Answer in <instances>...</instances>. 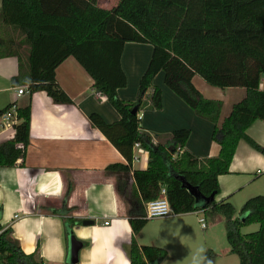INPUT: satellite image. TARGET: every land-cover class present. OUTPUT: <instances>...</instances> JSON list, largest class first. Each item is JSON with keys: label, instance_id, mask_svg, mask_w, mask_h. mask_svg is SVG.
Segmentation results:
<instances>
[{"label": "trees", "instance_id": "1", "mask_svg": "<svg viewBox=\"0 0 264 264\" xmlns=\"http://www.w3.org/2000/svg\"><path fill=\"white\" fill-rule=\"evenodd\" d=\"M127 42L151 48L132 101L120 100L116 94L126 85L119 59ZM68 56L90 77L92 92L104 96L119 116L111 123L97 113H90L88 119L125 161L108 164L103 171L114 175L115 191L126 208L132 234L126 250L129 264H159L166 256L160 247L135 241L147 221L143 204L155 199L161 186L173 215L203 210L224 218L225 240L237 264H264L263 197L247 198L237 215L227 200H214L217 176L228 172L239 140L264 154V148L245 133L252 122L264 118V89L260 88L264 0H117L111 9L90 0H0V58L16 59L12 86L25 85L28 94L43 91L54 103H72L54 77L55 67ZM159 71L165 87L213 125L210 138L218 145L216 156L197 158L186 151L187 129L154 136L141 130L139 112L161 109V90L152 84ZM194 75L220 89L245 88L219 125L221 101L204 98L192 85ZM14 117L12 136L0 143L2 167L17 160L22 164L28 143V101L15 107ZM135 143L147 152L143 170L130 168ZM186 185L202 196L212 194L213 199L204 207L194 206ZM69 191L68 184L65 197ZM250 224L257 225L255 231L240 232ZM211 256L208 250L203 264H210ZM0 264L41 261L23 253L11 229L0 225Z\"/></svg>", "mask_w": 264, "mask_h": 264}, {"label": "crops", "instance_id": "2", "mask_svg": "<svg viewBox=\"0 0 264 264\" xmlns=\"http://www.w3.org/2000/svg\"><path fill=\"white\" fill-rule=\"evenodd\" d=\"M143 52L150 57L148 44L127 42L123 45L119 62L126 85L116 90L120 100L132 101L136 96L138 78L148 63L141 57ZM15 74L16 59L0 58V111L8 105L22 107L29 102L28 143L22 164L17 160L12 166H0V225L9 227L21 251L33 254L41 264H70L66 262L65 225L81 243L74 264H129L126 250L132 234L126 208L115 191L114 175L103 171L108 164L125 161L88 119L90 113H97L104 122L111 123L118 120L117 112L104 96L92 92V80L71 56L55 67L54 77L72 103H54L43 91L17 96L16 87L11 84ZM159 76L160 72L156 73L153 83L161 90V109L151 113L143 111L141 130L154 136L150 132L154 122L166 114L170 120L164 134L187 129L186 151L197 158L216 156L218 145L210 138L213 125L197 117L160 83ZM191 82L204 98L221 101L218 125L245 94L243 87L220 89L196 75ZM260 88L264 89V85L260 84ZM245 133L264 148V118L252 122ZM11 136L12 128L3 129L0 143ZM132 155L130 168L145 169L147 152L132 148ZM217 183L214 200H227L233 208V204L243 203L254 195H261L264 200V154L239 140L228 172L218 175ZM68 184L70 191L65 197ZM83 220L92 223L83 225ZM104 222L108 223L103 225ZM197 224L200 230L209 227L206 223L204 228L198 221ZM144 227L135 241L138 245L164 249L166 256L159 264H201L208 250H216V241L208 239V234L201 242L193 240L181 218L149 230L148 238ZM217 252L230 253L229 247Z\"/></svg>", "mask_w": 264, "mask_h": 264}, {"label": "rangeland", "instance_id": "3", "mask_svg": "<svg viewBox=\"0 0 264 264\" xmlns=\"http://www.w3.org/2000/svg\"><path fill=\"white\" fill-rule=\"evenodd\" d=\"M90 1L94 2L96 5H98L100 7H103L106 9H111L117 0H90ZM141 57H143V61H148V59H149V56L146 57V53L144 54V52L141 53ZM159 72H160V76H159L160 83H162V85H164L162 82L163 73L161 71H159ZM155 76H156V74L154 75V77ZM154 77H153V79H154ZM153 79H152V84L155 85L153 83ZM155 86L160 88L157 85H155ZM153 111L156 112V110H150V109L144 110V112H148V113H151ZM144 112L143 111L139 112L140 115L138 116L140 118L139 124L141 126L143 125L141 116ZM169 120H170V118L166 114L163 115V117H161L159 120L154 122L153 128H151L150 132L153 135H163L164 133H166L167 127L169 126L168 125ZM241 203L239 204V202H238L237 204H233L236 215L238 213L239 207L241 206ZM179 218H181V220L184 222V224L189 227V236L193 240H195L197 242H201L204 235L208 234V239H212V241H216V250L217 251L220 250V248L228 249V244H227V242L225 240V236H224V223H223L224 218L221 215L216 214V213H211L210 211L198 210V211H194L192 213H186L182 217H178V218H176L175 215H173V216H169V217L167 216V217L148 219L146 221V223L144 224L145 225V227H144L145 236L148 238L149 230L164 226L165 224H168L170 221L177 220ZM198 218H203L205 223L209 226L206 230H200V228L197 224ZM256 228H257L256 224H250V225L243 226L242 228H240V232L241 233H248V232L255 231ZM209 237H211V238H209ZM142 238H144V234H143ZM216 250H214V251L210 250V252H212V256L210 257V259H211L210 264H212V263L213 264H237V257L234 254L228 253L227 255H220V254H218V252ZM216 255L219 257H217ZM203 259H204V256L202 257L201 264H203ZM163 264H166V263H163Z\"/></svg>", "mask_w": 264, "mask_h": 264}, {"label": "built area", "instance_id": "4", "mask_svg": "<svg viewBox=\"0 0 264 264\" xmlns=\"http://www.w3.org/2000/svg\"><path fill=\"white\" fill-rule=\"evenodd\" d=\"M260 84L264 85V77L260 79ZM24 93L28 94L27 86L23 85V86L16 87L15 94L17 96L24 94ZM14 112H15L14 105H11L5 110H3L2 112H0V133L3 129L11 128V126L14 123H16ZM132 148L139 149L140 146L138 143H135ZM132 159H134L133 155H132ZM170 215H173V214L165 198V188L161 186L159 189L158 195L155 199L144 202L143 218L148 220V219H154V218H159V217H167ZM197 221L200 227L204 228L205 226L204 219L198 218ZM107 223L108 222H104L103 225H106Z\"/></svg>", "mask_w": 264, "mask_h": 264}, {"label": "water", "instance_id": "5", "mask_svg": "<svg viewBox=\"0 0 264 264\" xmlns=\"http://www.w3.org/2000/svg\"><path fill=\"white\" fill-rule=\"evenodd\" d=\"M132 113H134V110H132ZM188 190V192L193 196L194 198V206L204 207L207 203H209L213 196L212 194L208 197L202 196L198 191L195 189L189 187L188 185L185 186ZM92 222L90 220H83V225H89ZM65 232H66V262L70 264H74L77 260V252L79 248L81 247V243L76 240L71 232V229L68 227V225H65Z\"/></svg>", "mask_w": 264, "mask_h": 264}]
</instances>
